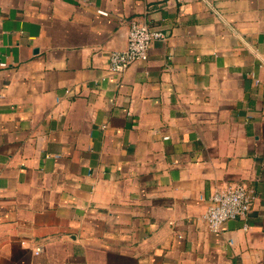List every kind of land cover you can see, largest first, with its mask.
Returning <instances> with one entry per match:
<instances>
[{
    "label": "crops",
    "instance_id": "1",
    "mask_svg": "<svg viewBox=\"0 0 264 264\" xmlns=\"http://www.w3.org/2000/svg\"><path fill=\"white\" fill-rule=\"evenodd\" d=\"M0 264H264V0H0Z\"/></svg>",
    "mask_w": 264,
    "mask_h": 264
},
{
    "label": "built area",
    "instance_id": "2",
    "mask_svg": "<svg viewBox=\"0 0 264 264\" xmlns=\"http://www.w3.org/2000/svg\"><path fill=\"white\" fill-rule=\"evenodd\" d=\"M165 34L152 29L146 22H133L128 32L127 49L112 51L109 69L121 72L131 64L148 59L149 49L154 40L164 39ZM205 218L209 228L218 232L231 219H245L252 206V196L243 184L219 189L211 195ZM41 248L37 249V252Z\"/></svg>",
    "mask_w": 264,
    "mask_h": 264
}]
</instances>
